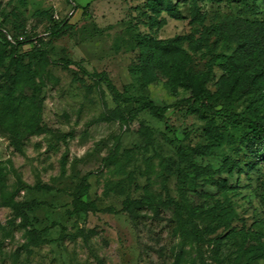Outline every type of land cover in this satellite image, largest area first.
Returning a JSON list of instances; mask_svg holds the SVG:
<instances>
[{
  "label": "rangeland",
  "instance_id": "374dc122",
  "mask_svg": "<svg viewBox=\"0 0 264 264\" xmlns=\"http://www.w3.org/2000/svg\"><path fill=\"white\" fill-rule=\"evenodd\" d=\"M232 19L264 43V0H0V74L26 55L33 75L30 97L22 78L0 80L29 104L16 131L0 119V185L30 204L0 206V264H264V153L246 165L242 141L264 98L249 64H216L239 58ZM202 83L209 107L193 109ZM211 143L189 161L227 182L202 197L183 151Z\"/></svg>",
  "mask_w": 264,
  "mask_h": 264
},
{
  "label": "trees",
  "instance_id": "16d2710c",
  "mask_svg": "<svg viewBox=\"0 0 264 264\" xmlns=\"http://www.w3.org/2000/svg\"><path fill=\"white\" fill-rule=\"evenodd\" d=\"M160 10H158V13ZM241 21V22H240ZM231 27L230 30H228L229 33L232 32V42H236V36L238 40L240 39V45L239 50L236 51L239 58H234L233 61L230 62L228 60V56L225 58H220L216 60V64L219 68H221L223 73H229V71L234 72L238 76L242 73V64L238 63V61L243 62L244 64H249L251 66V90H256V94L254 98H257L259 95V98L256 99V101H260L264 98V88L260 87L261 85H257L256 82L259 77L264 75V52L260 51L258 55L255 54L257 50V44L260 43V46L264 47V43L260 41L262 39L261 33H259L257 36L255 35L254 38L251 35V32H247L246 26L243 25L242 20L239 19V21H236L235 19H232L228 23ZM21 37V36H20ZM18 37L15 39L14 43L11 41L8 42V44L16 45V44H22L27 41L25 36H22L23 39L20 40ZM12 40V39H11ZM162 43L166 45L164 49L168 52H170L173 47L171 46V40H162ZM16 47V46H15ZM146 48V47H144ZM146 50V49H145ZM141 56L143 57L141 65V69L144 70L146 68L145 61L148 60L151 56H155L154 51H141ZM163 54L158 56V59L161 60L163 58ZM15 61L10 66H8V69H4V71H1L0 74V80L2 78H5L7 76V80L9 81H17L20 78H22L21 81H17L16 83L20 82L21 84L26 83L27 88H24L22 90V94L24 97H30L32 93L30 92V88L28 86L30 85V82L33 80V75L31 73V70L27 68V65L24 63V59L26 58V55H22L19 59L18 56L15 55ZM148 58V59H147ZM1 62V60H0ZM13 66H17L15 69V75H11L10 71ZM13 76V77H12ZM249 87V85H248ZM8 88V87H7ZM3 88L0 86V119L3 124L6 125L9 131H16V127L13 124L12 120L14 121V116H12V112H14V107L16 106V109L25 110V108L29 107V104L27 102H23L22 99H18V96L12 97L11 93L8 95L2 94ZM29 93V94H28ZM194 99L192 101L191 107L193 109H206L209 107V101H208V95L209 91L205 83L200 84L199 88H196L194 91ZM149 108L151 110L157 112L159 111L160 105H154L152 102H148ZM162 110H166L167 107L160 106ZM225 108V107H223ZM25 116V114H24ZM247 132L245 133L244 138L242 141L245 143L246 152L245 155L247 160H245V164L249 165L251 162L249 161L251 158L250 156L252 153L256 156H259L264 153V148H260L261 143H264V121L261 120H255L251 123V125L248 126ZM221 144V143H219ZM216 145L214 143L207 145V150H204L202 147L199 146V149H194L191 154H187L183 151L184 156L188 159V166L192 168V174L193 179L200 181V185L198 184L193 191L198 194L199 196L207 195V196H213L218 193V191L221 190V184H226L227 179H216V174L220 170L214 171L210 165L206 166H197L196 164H191V160L193 155H209L210 150H212ZM184 150V149H183ZM113 158H117L116 154H113ZM244 161V160H243ZM182 168H180L181 170ZM185 172V171H184ZM5 176L3 172V167L0 165V184L1 179ZM185 180H187L185 178ZM1 186L6 187V183L4 185H0V206L1 205H9L12 206L14 210L20 211L22 207H30L29 203L22 202V201H14L13 200V194L11 193L6 194L5 188H1ZM223 189V188H222ZM152 192L147 191V195L145 196L147 199L152 200ZM172 201V198L169 199V202ZM143 206V205H142ZM140 201L137 199L129 200L125 202V210H127L132 216H136V209L142 208ZM30 233L32 234L31 241L38 242L39 241V235L38 231L31 230ZM99 264H105L103 260H99Z\"/></svg>",
  "mask_w": 264,
  "mask_h": 264
},
{
  "label": "built area",
  "instance_id": "2783aa9c",
  "mask_svg": "<svg viewBox=\"0 0 264 264\" xmlns=\"http://www.w3.org/2000/svg\"><path fill=\"white\" fill-rule=\"evenodd\" d=\"M10 38H11V37H10ZM19 39H20V40H22V39H23V37L21 36Z\"/></svg>",
  "mask_w": 264,
  "mask_h": 264
}]
</instances>
